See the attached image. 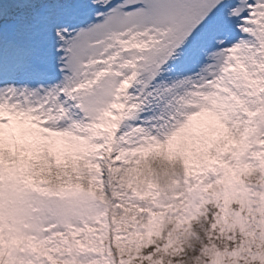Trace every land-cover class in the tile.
<instances>
[{
    "label": "snow or ice",
    "instance_id": "6c2138e0",
    "mask_svg": "<svg viewBox=\"0 0 264 264\" xmlns=\"http://www.w3.org/2000/svg\"><path fill=\"white\" fill-rule=\"evenodd\" d=\"M0 264H264V0H0Z\"/></svg>",
    "mask_w": 264,
    "mask_h": 264
}]
</instances>
